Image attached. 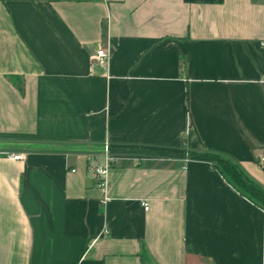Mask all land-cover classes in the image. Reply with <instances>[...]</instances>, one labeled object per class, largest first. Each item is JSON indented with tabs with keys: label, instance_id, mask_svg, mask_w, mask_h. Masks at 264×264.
Returning a JSON list of instances; mask_svg holds the SVG:
<instances>
[{
	"label": "crops",
	"instance_id": "1",
	"mask_svg": "<svg viewBox=\"0 0 264 264\" xmlns=\"http://www.w3.org/2000/svg\"><path fill=\"white\" fill-rule=\"evenodd\" d=\"M184 151L264 188V0H0V264H264V209Z\"/></svg>",
	"mask_w": 264,
	"mask_h": 264
},
{
	"label": "trees",
	"instance_id": "2",
	"mask_svg": "<svg viewBox=\"0 0 264 264\" xmlns=\"http://www.w3.org/2000/svg\"><path fill=\"white\" fill-rule=\"evenodd\" d=\"M10 80L15 83V77H10ZM189 156L193 159L208 160L241 195L264 209V188L252 180L237 163L214 153L192 152Z\"/></svg>",
	"mask_w": 264,
	"mask_h": 264
},
{
	"label": "built area",
	"instance_id": "3",
	"mask_svg": "<svg viewBox=\"0 0 264 264\" xmlns=\"http://www.w3.org/2000/svg\"><path fill=\"white\" fill-rule=\"evenodd\" d=\"M95 60L99 63H106L109 60V53L104 49H100L95 56ZM103 153H104V163L99 164L94 162L90 166V171L97 180L99 190L104 196L103 203H106L108 201V197L106 194V181H105L106 175L108 173V170L115 165L118 159L115 157L112 148L109 145L105 146ZM8 157L12 160L19 161L24 158V155L8 154ZM188 161L189 159L187 160V162ZM260 164L264 168V156L260 159ZM144 206H145V210L149 209L148 204H145Z\"/></svg>",
	"mask_w": 264,
	"mask_h": 264
},
{
	"label": "rangeland",
	"instance_id": "4",
	"mask_svg": "<svg viewBox=\"0 0 264 264\" xmlns=\"http://www.w3.org/2000/svg\"><path fill=\"white\" fill-rule=\"evenodd\" d=\"M113 153H114V150H113ZM184 154H188V156L190 155V153L188 151H184Z\"/></svg>",
	"mask_w": 264,
	"mask_h": 264
}]
</instances>
